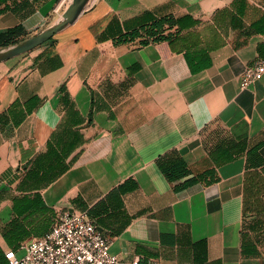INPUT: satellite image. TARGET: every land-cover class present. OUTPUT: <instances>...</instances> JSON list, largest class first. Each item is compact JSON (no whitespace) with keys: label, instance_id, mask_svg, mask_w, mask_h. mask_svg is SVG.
Here are the masks:
<instances>
[{"label":"crops","instance_id":"obj_1","mask_svg":"<svg viewBox=\"0 0 264 264\" xmlns=\"http://www.w3.org/2000/svg\"><path fill=\"white\" fill-rule=\"evenodd\" d=\"M9 1L0 32L22 24L28 38L69 0ZM165 16L195 22L167 42H117ZM262 20L264 0H85L0 61V249L19 250L2 231L13 219L21 246L79 209L125 261L264 264V73L240 85L264 57V32L246 34ZM177 156L215 180L177 190L159 165Z\"/></svg>","mask_w":264,"mask_h":264},{"label":"built area","instance_id":"obj_2","mask_svg":"<svg viewBox=\"0 0 264 264\" xmlns=\"http://www.w3.org/2000/svg\"><path fill=\"white\" fill-rule=\"evenodd\" d=\"M263 73L264 57H259L245 68L241 88L249 87ZM110 244V237L99 230L88 211L59 209L45 235L29 240L19 250L8 249L5 257L8 264H139L112 254Z\"/></svg>","mask_w":264,"mask_h":264},{"label":"trees","instance_id":"obj_3","mask_svg":"<svg viewBox=\"0 0 264 264\" xmlns=\"http://www.w3.org/2000/svg\"><path fill=\"white\" fill-rule=\"evenodd\" d=\"M4 4L0 8V12L12 8L9 0H0V5ZM194 19H191L189 16L182 18L175 17H161L154 20L148 25H144L142 30H134L130 34L125 35L124 37L118 38L117 42H125L128 40H134L137 37H142L141 43L147 44L151 41H169L174 37L180 30L194 24ZM264 32V20L255 23L248 31H246L247 36ZM26 38L25 28L22 24H17L13 27L8 28L5 31L0 32V49L11 46L19 41H22ZM241 44V43H240ZM238 44V45H240ZM165 56L168 55L167 52L164 53ZM189 62L192 66L193 71L201 70L202 67L194 66L191 58ZM160 168L166 175V177L172 181L177 182L176 189L181 190L190 185L197 183L200 180H205L206 182H211L215 180V172L213 170H207L201 174H194L188 167V162L185 158L177 156L171 160H161L159 161ZM138 187V183L135 181L128 180L125 183L121 184L118 187V191L125 193L130 190H133ZM40 203H35L34 208H40ZM42 206L44 204L42 203ZM4 236L10 241V244L14 248H19L20 244L13 243V239H16L22 230L19 228V221L13 219L3 228ZM8 264V260L5 257V253L0 249V264Z\"/></svg>","mask_w":264,"mask_h":264},{"label":"water","instance_id":"obj_4","mask_svg":"<svg viewBox=\"0 0 264 264\" xmlns=\"http://www.w3.org/2000/svg\"><path fill=\"white\" fill-rule=\"evenodd\" d=\"M74 1L77 5V11L74 14L68 15L65 18L61 17L57 22L45 28L40 33L28 37L11 46L0 49V61L8 60L38 47L39 45L52 38L56 33L60 32L61 30L72 24L74 21H76L78 17L83 13L85 0Z\"/></svg>","mask_w":264,"mask_h":264},{"label":"bare ground","instance_id":"obj_5","mask_svg":"<svg viewBox=\"0 0 264 264\" xmlns=\"http://www.w3.org/2000/svg\"><path fill=\"white\" fill-rule=\"evenodd\" d=\"M81 1V0H79ZM66 14H74L77 11V5L76 2L74 0H70L68 3V8L65 10Z\"/></svg>","mask_w":264,"mask_h":264},{"label":"rangeland","instance_id":"obj_6","mask_svg":"<svg viewBox=\"0 0 264 264\" xmlns=\"http://www.w3.org/2000/svg\"><path fill=\"white\" fill-rule=\"evenodd\" d=\"M69 1H70V0H69ZM69 1H68V3H69ZM67 8H68V4H67ZM67 8H66V9H67ZM68 15H71V14H69V13H68V14H66V11H65V12H64V14L62 15V17H64V18H65V17H66V16H68ZM39 33H40V32H39ZM54 219H55V217H54Z\"/></svg>","mask_w":264,"mask_h":264}]
</instances>
